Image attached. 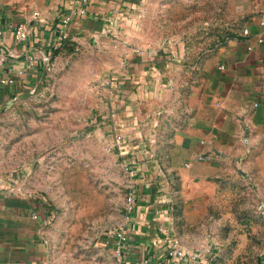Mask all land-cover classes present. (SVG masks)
Listing matches in <instances>:
<instances>
[{
	"label": "rangeland",
	"instance_id": "rangeland-1",
	"mask_svg": "<svg viewBox=\"0 0 264 264\" xmlns=\"http://www.w3.org/2000/svg\"><path fill=\"white\" fill-rule=\"evenodd\" d=\"M3 1L27 22L36 15L55 27L67 16V0ZM221 5L139 0L130 15L123 10L117 20H103L100 31L58 46L39 83L0 110V195L46 211L54 261L121 263L109 240L125 226L136 177L125 161L129 141L116 137L123 125L115 113L124 110L128 91L113 85V75L127 57L148 52L169 59L181 73L178 84L186 81L232 33ZM165 183L156 194L171 207L166 228L187 249L207 253L212 264H264L262 183L236 166L199 198H183L176 178Z\"/></svg>",
	"mask_w": 264,
	"mask_h": 264
},
{
	"label": "crops",
	"instance_id": "crops-1",
	"mask_svg": "<svg viewBox=\"0 0 264 264\" xmlns=\"http://www.w3.org/2000/svg\"><path fill=\"white\" fill-rule=\"evenodd\" d=\"M138 1L90 0L88 13L76 16L81 0H67V16L55 27L31 19L30 36L19 41L10 25L26 17L0 0V52L7 53L0 66V110L39 83L45 73L43 55L52 57L58 46L77 41L80 34L100 31L103 20H117ZM221 13L233 22L232 33L181 84L176 79L181 73L169 59L148 52L127 57L113 75V85L128 91L124 110L115 114L129 141L125 161L136 177V200L121 230L126 239L116 234L109 240L120 264H212L203 251L192 250L198 256L184 262L168 257L163 228L172 211L168 199L156 194L160 184L176 178L183 198H199L216 177L236 166L256 186H264V0H222ZM69 15L72 20L63 29ZM245 28L248 36L242 34ZM63 33L65 41L59 40ZM33 55L38 63L30 62ZM47 219L46 211L30 200L0 195V264L54 261Z\"/></svg>",
	"mask_w": 264,
	"mask_h": 264
},
{
	"label": "built area",
	"instance_id": "built-area-1",
	"mask_svg": "<svg viewBox=\"0 0 264 264\" xmlns=\"http://www.w3.org/2000/svg\"><path fill=\"white\" fill-rule=\"evenodd\" d=\"M89 2H90V0H81V5L75 9L74 15H76V16L86 15L88 13ZM35 18H37L36 15H34V19ZM71 20H72V17L69 15L64 20V22L62 23L63 29L68 27ZM29 25L30 24L27 21H22L18 24L10 25V28L14 31L15 38L19 41H23V40H26L30 36L31 29H30ZM242 34L244 36H248L250 34V30L248 28H245V29H243ZM66 39H67V35L65 33L61 34L59 37V40H61V41H65ZM258 42L259 43L263 42V38L261 36L258 38ZM248 48L252 49L253 46L249 45ZM51 58H52L51 56H48L46 54L43 55V60L46 63L45 70L50 69V59ZM6 59H7V53L4 51L0 52V66L2 64H4ZM38 61H39L38 56H34V55L30 56V62L32 64L38 63ZM221 68L224 69L225 65L221 66ZM116 137H117L118 142L120 140L123 142L124 137H123L122 133H117ZM119 144H121V143H119ZM200 158L204 159V160L208 159V157H204V156H202ZM131 171H132V175H134V171L133 170H131ZM130 200L134 205V202L136 200V192H134L133 195H131ZM133 205L131 206V209H132ZM163 231L165 233H167V237H165L164 239H165V243H166V247H167V255L170 259L175 260V261H179V262H184L188 258H196L198 256L197 253H194V252L190 251L189 249H187L178 238H176L174 235H172L168 231L167 228H163ZM117 235L121 240L126 239V236H125L123 231H119L117 233ZM45 264H61V263L52 260V261L45 262Z\"/></svg>",
	"mask_w": 264,
	"mask_h": 264
},
{
	"label": "trees",
	"instance_id": "trees-1",
	"mask_svg": "<svg viewBox=\"0 0 264 264\" xmlns=\"http://www.w3.org/2000/svg\"><path fill=\"white\" fill-rule=\"evenodd\" d=\"M55 50H56V49H55ZM55 52H57V50H56Z\"/></svg>",
	"mask_w": 264,
	"mask_h": 264
}]
</instances>
